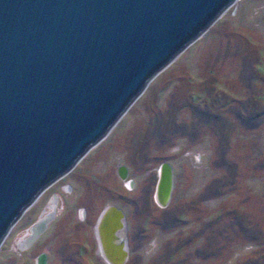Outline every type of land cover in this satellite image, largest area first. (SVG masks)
Masks as SVG:
<instances>
[{
  "label": "rangeland",
  "instance_id": "obj_1",
  "mask_svg": "<svg viewBox=\"0 0 264 264\" xmlns=\"http://www.w3.org/2000/svg\"><path fill=\"white\" fill-rule=\"evenodd\" d=\"M114 208L122 264H264V0H238L161 72L24 213L0 264H113L99 216Z\"/></svg>",
  "mask_w": 264,
  "mask_h": 264
},
{
  "label": "water",
  "instance_id": "obj_2",
  "mask_svg": "<svg viewBox=\"0 0 264 264\" xmlns=\"http://www.w3.org/2000/svg\"><path fill=\"white\" fill-rule=\"evenodd\" d=\"M237 1L0 0V248L45 190ZM163 170L168 203L171 165ZM118 211L119 225L108 229L125 227ZM114 238L122 236L113 234L111 247ZM119 245L122 264L128 244Z\"/></svg>",
  "mask_w": 264,
  "mask_h": 264
},
{
  "label": "bare ground",
  "instance_id": "obj_3",
  "mask_svg": "<svg viewBox=\"0 0 264 264\" xmlns=\"http://www.w3.org/2000/svg\"><path fill=\"white\" fill-rule=\"evenodd\" d=\"M166 192H167L166 191V175H165V171L163 170L162 180L159 183L158 191H157V196H156L157 199H158V201H159V203L161 205H163V206H165L167 204V199L165 198ZM112 211H113V214H112ZM113 216H115L114 210H111V209L107 210L105 212V214L101 218L100 227H99V238H100L101 246H102V248H103L104 251H105V248H106V250L108 252H109V246H110V249L111 250L113 249V248H111V244H110V239L112 238V235L114 234L116 236H119L120 235V231H121V229H118V230L108 229L109 226L113 227V229H114V227H116L117 225H119V224H117L118 221L116 219H114ZM48 219H49V217L47 218V220ZM43 222H44V220L42 222L37 223L32 228L33 234L35 236H36V234L37 235L39 234V232L41 230V228H39V226L42 225ZM111 242L112 243H115V244H118L120 241H119V239L114 238ZM113 252H115V250ZM104 255L113 264H117L115 262V260L116 259H121V257H122L120 254H118V257L117 256H114L115 258H113L111 256L112 255L111 253L108 254L109 256H106V253L105 252H104Z\"/></svg>",
  "mask_w": 264,
  "mask_h": 264
},
{
  "label": "crops",
  "instance_id": "obj_4",
  "mask_svg": "<svg viewBox=\"0 0 264 264\" xmlns=\"http://www.w3.org/2000/svg\"><path fill=\"white\" fill-rule=\"evenodd\" d=\"M115 212V216H113L114 219H116L117 221L119 220L120 218V213L118 211V209ZM122 246L118 244H115V243H112V247L113 248L112 250L110 249V246H109V252L106 250L105 248V251L103 250V253L105 252L107 256H109L108 254L111 253L112 257L115 258L114 256H117L118 257V254H120V250L119 248H121ZM103 249V248H102ZM115 250V252H113ZM115 253V254H114Z\"/></svg>",
  "mask_w": 264,
  "mask_h": 264
},
{
  "label": "flooded vegetation",
  "instance_id": "obj_5",
  "mask_svg": "<svg viewBox=\"0 0 264 264\" xmlns=\"http://www.w3.org/2000/svg\"><path fill=\"white\" fill-rule=\"evenodd\" d=\"M46 259H45V257L44 256H42V257H40V259L38 260V264H46V261H45ZM41 262V263H40Z\"/></svg>",
  "mask_w": 264,
  "mask_h": 264
}]
</instances>
